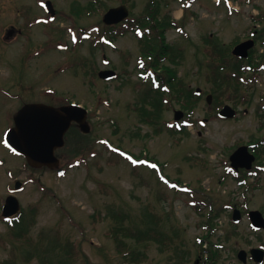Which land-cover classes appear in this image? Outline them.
Listing matches in <instances>:
<instances>
[{
	"label": "rangeland",
	"instance_id": "obj_1",
	"mask_svg": "<svg viewBox=\"0 0 264 264\" xmlns=\"http://www.w3.org/2000/svg\"><path fill=\"white\" fill-rule=\"evenodd\" d=\"M44 1L53 3L54 16L45 13ZM86 1L0 0V208L5 196L13 192L27 223L25 236L12 238V230L0 216V264H128L109 236L116 222L113 212H122L133 229L158 227L163 236L172 239L167 246L149 241L147 259L138 264H195L197 259L200 264L203 255L198 252L196 237L206 234L204 223L209 215L215 224L211 241L237 231L227 245L233 264H239L235 251L264 246V228L253 230L246 213L232 225L231 210L224 206L237 203L238 208L245 205L248 210H262L264 215V173L258 171L248 181L250 185L239 186L225 174L224 164L230 163L228 157L239 141L263 139L256 111L264 102L260 95L264 87L242 85L233 90L213 86L206 75L209 57L204 39L226 45L246 37L254 27H264V0H161L160 16L169 15L183 30L172 27L165 32V40L181 53L174 65L177 76L202 91L193 124L183 134H170L165 127L174 123V110L180 109L175 102L163 111L159 134L139 122L132 108L150 83L139 80L137 37L126 29L112 45L92 52L89 41L102 27L103 11L81 18L70 15L73 3ZM102 1L103 9L120 4V0ZM147 1L130 0L134 17L144 12ZM260 15L261 22L255 23L252 17ZM10 28L21 31L7 36ZM255 48L253 62H264L260 40ZM91 66L96 72L113 69L118 76L100 79L88 72ZM242 89L250 100L253 94L251 104L235 102ZM207 93L218 96L219 103H236L248 112L219 119L207 109ZM26 102H78L86 107L95 141L92 150L80 156L57 150L58 167L63 169L60 174L56 169L30 167L23 156L4 144L13 113ZM201 118L206 119L204 124H199ZM112 147L136 157H153L161 166L153 163L155 168L151 162L117 154ZM257 149L260 158L253 164L264 165V143ZM161 168L168 179L159 176ZM177 179L192 191L177 189L173 182ZM15 180L21 182L17 191L13 190ZM226 253L219 264L227 262Z\"/></svg>",
	"mask_w": 264,
	"mask_h": 264
},
{
	"label": "trees",
	"instance_id": "obj_2",
	"mask_svg": "<svg viewBox=\"0 0 264 264\" xmlns=\"http://www.w3.org/2000/svg\"><path fill=\"white\" fill-rule=\"evenodd\" d=\"M120 3L127 5L132 17L120 25L105 26L99 23L102 27L97 31L96 36L90 40V50L93 52L94 48H104L106 42H112L117 36L122 35L123 30L143 29L137 38L140 57L144 60V63L140 66L143 71L153 70L156 78L155 84L148 86L142 93L141 98L135 101L132 110L138 115L140 123L152 126L154 133L159 134L163 111L170 104L175 102L187 114H190L197 107L200 97L195 94L191 87L184 83L183 78L177 76L174 65L177 64V58L181 53L178 48L165 40L166 30L177 27V24L174 23V20L169 15L160 16L162 12L161 0H148L145 3L144 12L137 17L133 16V3H130V0H120ZM104 4L102 0H89L83 4L75 2L70 7V15L78 18L94 16L105 10L102 8ZM204 41L207 44L205 53L209 57V62L206 64L208 80L213 81V86L229 85L232 71L237 69V72L241 73V64L238 65L236 61H232L231 46L220 45L209 37L205 38ZM235 60L242 63L245 59ZM79 64L85 67L84 62ZM74 72L75 75L78 74L77 70H74ZM88 72L96 75V69L92 66ZM237 72L235 75H238ZM140 82H143V80H140ZM217 99H219L218 96L214 106L221 104ZM166 128L170 134H176L177 132L186 133L184 127L180 130L172 127ZM65 141L63 149L68 150L73 156H80L90 152L95 143L91 134L80 132L76 126H72L66 133ZM113 218L116 219V222L110 227L109 236L112 238L117 252L121 255L124 262L128 264L142 263L147 259L146 250L149 241L153 240L166 246L172 241L167 235L163 236V232L158 227L133 229L126 224V216L122 212H113ZM12 223L11 227H9L12 230L9 233L11 237L16 239L24 237L27 232V223L24 217L22 215L20 217L17 216ZM206 225L209 227L208 232L201 236V243L199 244L210 238V231L213 228L210 217ZM207 250L209 251V249ZM216 257L217 254L214 253L210 256V258ZM2 264H9V262L3 261ZM58 264L68 263L62 261Z\"/></svg>",
	"mask_w": 264,
	"mask_h": 264
},
{
	"label": "water",
	"instance_id": "obj_3",
	"mask_svg": "<svg viewBox=\"0 0 264 264\" xmlns=\"http://www.w3.org/2000/svg\"><path fill=\"white\" fill-rule=\"evenodd\" d=\"M46 10L53 15L55 13L50 1L45 2ZM128 15V9L124 4L109 8L102 16L105 24H116L124 20ZM252 46V41L241 42L234 46L232 53L237 56H246L247 50ZM98 76L103 79H109L115 76V71L111 69H101ZM199 90V89H198ZM207 101H211V95L207 96ZM235 111L229 106L224 105L218 115L221 117H232ZM182 115L181 111L175 112L177 119ZM86 109L78 104L70 103L62 106H53L45 103H25L14 114V125L9 129L6 139L10 147L16 153H21L28 164L33 167L47 166L54 168L58 164V158L55 156V150L64 145V135L71 126L76 123L78 128L88 133L90 127L87 123ZM254 156L248 153L245 146L238 147L230 156L231 165L235 168H249ZM239 160V161H238ZM20 185L15 182V188ZM19 210V202L13 195L6 197L2 215L10 216ZM234 219L238 218V212L235 211ZM251 221L254 226H264V219L258 211L250 212ZM244 253L241 251L239 255ZM258 254L256 257L254 256ZM263 250L252 249V255L255 260L261 262L263 259Z\"/></svg>",
	"mask_w": 264,
	"mask_h": 264
},
{
	"label": "flooded vegetation",
	"instance_id": "obj_4",
	"mask_svg": "<svg viewBox=\"0 0 264 264\" xmlns=\"http://www.w3.org/2000/svg\"><path fill=\"white\" fill-rule=\"evenodd\" d=\"M259 14V13H258ZM253 19H255L258 23L261 22V19L263 18V16H253L252 17ZM255 26V25H254ZM258 27H254L252 30H250L248 32V35L242 39H240L238 42H236L235 44L239 43V42H242V41H245V40H249V39H252L253 41V46L252 48L256 47L257 43H258V40H263L264 42V27L262 28H258ZM17 30L11 28V31H8L9 34H7L8 36H13L14 33L16 32ZM246 62H249V58L245 60V63ZM250 74V71H246ZM241 80V85H243L245 88H250V87H253L256 86V84H260L262 87H264V79L259 77V76H256L255 78H252V77H249L247 75H242L240 78ZM234 81V77L231 78L230 82L233 83ZM242 86V87H243ZM262 99L264 100V92L262 94ZM241 99L240 100H235L236 103H240V104H251L252 103V97H253V94L251 95V100L248 99L245 95V93L243 92V89H242V92H241ZM250 102V103H249ZM236 103H233L232 104H229L232 108H234L236 110V115L233 117L235 118L237 116V114L239 113H246L248 112V109L247 108H244L242 110L239 109L238 105L239 104H236ZM256 115L258 116V119L261 121L260 125H259V128H263L264 129V102L261 103L260 107L257 108V111H256ZM231 118V119H233ZM227 120V119H225ZM206 121L205 118H201L200 121H199V124H202ZM263 139L261 137L259 138H254L252 139L251 141L250 140H247V141H239V143L236 144L235 148L239 147V146H242V145H246L248 146V148H250L251 152L255 155V158L256 160L260 158L259 156V152H257V147L261 144V143H264V136H262ZM234 148V149H235ZM227 160V159H226ZM228 160H229V157H228ZM230 162V161H229ZM225 163V162H224ZM231 163H229L228 165L224 164V172L225 174L233 177L236 181V183L239 185V186H248L250 185V183L248 182L250 179H253L255 178V176H257V173L258 171L260 172H263L264 173V165L259 163V164H252L251 168L250 169H244V168H239L238 170L237 169H232L231 167ZM249 170V171H247ZM256 181H258V179L256 178ZM242 206V209L244 207V210L241 212H239V219L238 220H234V216H233V213H234V210L236 209H239V211H241L242 209L241 208H238L237 207V203H234L232 205V207L230 205H225L224 208H228L231 210V224L234 225L237 224L241 218H242V213H246L248 214V212L251 210V209H246L245 208V205H241ZM215 225V224H214ZM249 225L250 227L253 229V230H261V229H254L252 226H251V223L249 221ZM218 225L216 224V227ZM228 234L224 235L223 237H221V239L217 242H213L211 241V243H213V247L214 249L217 251L218 254H220V258L221 256L227 252L225 254V256H229V258L227 259V262H225V264H233V259L231 258V254L229 255V249L231 247H229L227 244H228V241L231 239L232 235H235L237 234V231L236 230H233V231H230V232H227ZM226 243V245L224 246V244ZM252 249H262L264 251V246L262 245H257V246H250L248 247L247 249L245 248H242V247H239L235 253H234V256L236 258V260L238 261L239 264H264V259L262 260V262L258 263L254 256L256 257L258 254L255 253V255L253 256L252 255ZM243 251L244 253H242L241 255H239V253ZM232 259V260H231ZM205 261L204 260L201 264H205ZM219 261L220 259L218 260L217 264H219ZM200 260L197 259L195 261V264H199Z\"/></svg>",
	"mask_w": 264,
	"mask_h": 264
}]
</instances>
